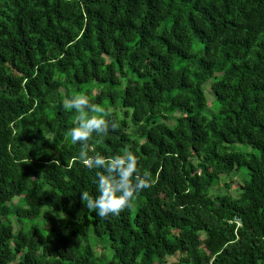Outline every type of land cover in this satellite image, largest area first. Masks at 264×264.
<instances>
[{"label":"trees","instance_id":"trees-1","mask_svg":"<svg viewBox=\"0 0 264 264\" xmlns=\"http://www.w3.org/2000/svg\"><path fill=\"white\" fill-rule=\"evenodd\" d=\"M80 93L119 125L90 154L151 174L119 215L81 198ZM0 264H264V0H0Z\"/></svg>","mask_w":264,"mask_h":264},{"label":"clouds","instance_id":"clouds-1","mask_svg":"<svg viewBox=\"0 0 264 264\" xmlns=\"http://www.w3.org/2000/svg\"><path fill=\"white\" fill-rule=\"evenodd\" d=\"M63 107L74 110V126L68 129L67 135L80 144L78 158L95 170V193L82 191V200L100 217L119 215L133 205L142 190L151 186L150 172L138 164V157L130 147L115 156L90 154V140L102 139L110 129L119 126L105 106L92 102L88 94L80 93L65 98Z\"/></svg>","mask_w":264,"mask_h":264},{"label":"rangeland","instance_id":"rangeland-1","mask_svg":"<svg viewBox=\"0 0 264 264\" xmlns=\"http://www.w3.org/2000/svg\"><path fill=\"white\" fill-rule=\"evenodd\" d=\"M193 47H198V46L195 43L193 45ZM196 62H197L196 58H194L191 61H184V62H181V63H179V61H176L175 66H178L179 68H183V67H186L187 65H189V66H191V69H194L196 67ZM212 82H213V80L209 81L203 87L205 96L207 98V106H206V108L204 110V115L207 116V117H212L214 115H218V106H217V101H216V95L210 88ZM119 106H120V108L118 110L122 111L120 103H119ZM119 106H117V107H119ZM121 114H123V113H121ZM182 114H183V111H181L180 109H173L168 114L157 115L156 118L159 121H165L169 125L173 126L176 123V121L178 120V118ZM133 130L134 129L132 128L131 132ZM238 149L242 150V151H246L249 154H257L258 153L257 150H254L251 146H249L247 144L238 145ZM246 171L247 170L245 169V171L243 173L246 174ZM244 174L233 175L232 177L223 176L222 177V184L219 186V188L214 190L213 194H216V195H223V194L237 195L238 191H234V190H230V189L226 188L225 184L229 183L231 181H233V182H235L237 184H242L243 180L246 178V176ZM89 229L91 230V225L89 226ZM101 250H102V248H97L98 252H100ZM170 260L172 262L177 261L178 257L170 258Z\"/></svg>","mask_w":264,"mask_h":264}]
</instances>
